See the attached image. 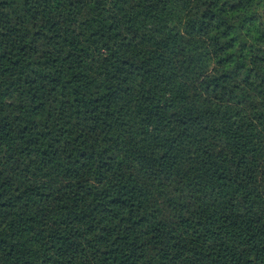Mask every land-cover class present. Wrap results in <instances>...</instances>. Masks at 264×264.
Listing matches in <instances>:
<instances>
[{
  "label": "trees",
  "instance_id": "obj_1",
  "mask_svg": "<svg viewBox=\"0 0 264 264\" xmlns=\"http://www.w3.org/2000/svg\"><path fill=\"white\" fill-rule=\"evenodd\" d=\"M0 264H264V0H0Z\"/></svg>",
  "mask_w": 264,
  "mask_h": 264
}]
</instances>
